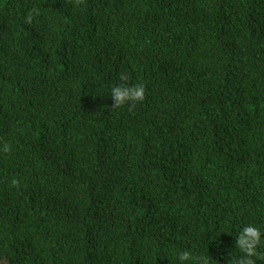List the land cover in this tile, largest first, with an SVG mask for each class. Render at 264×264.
<instances>
[{
  "label": "trees",
  "instance_id": "obj_1",
  "mask_svg": "<svg viewBox=\"0 0 264 264\" xmlns=\"http://www.w3.org/2000/svg\"><path fill=\"white\" fill-rule=\"evenodd\" d=\"M120 83L144 99L113 107ZM249 223L264 0H0V258L232 264Z\"/></svg>",
  "mask_w": 264,
  "mask_h": 264
},
{
  "label": "clouds",
  "instance_id": "obj_2",
  "mask_svg": "<svg viewBox=\"0 0 264 264\" xmlns=\"http://www.w3.org/2000/svg\"><path fill=\"white\" fill-rule=\"evenodd\" d=\"M32 11L38 14L37 9ZM27 19L31 22L32 16L29 15ZM124 79L121 77L122 81ZM144 94L145 88L142 83L131 85L120 83L110 88V95L114 101L113 107H120L132 101L140 102L144 99ZM2 150L7 152L9 145L4 144ZM11 182L13 185L18 183L16 179ZM261 246H264V228L251 223L245 224L237 236L236 249L240 255L232 261V264H257L258 260H264V252L260 251ZM0 264H8L7 259L0 258ZM177 264H210V259L208 255H194L186 249L177 253Z\"/></svg>",
  "mask_w": 264,
  "mask_h": 264
}]
</instances>
